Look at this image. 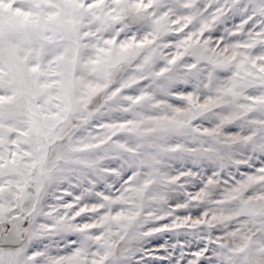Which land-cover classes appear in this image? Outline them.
Listing matches in <instances>:
<instances>
[{"label":"snow or ice","instance_id":"6c2138e0","mask_svg":"<svg viewBox=\"0 0 264 264\" xmlns=\"http://www.w3.org/2000/svg\"><path fill=\"white\" fill-rule=\"evenodd\" d=\"M0 264H264V0H0Z\"/></svg>","mask_w":264,"mask_h":264}]
</instances>
